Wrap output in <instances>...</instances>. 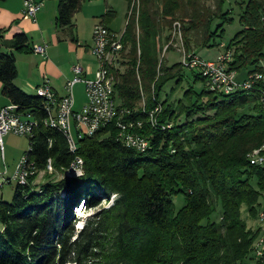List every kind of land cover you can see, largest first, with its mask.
Listing matches in <instances>:
<instances>
[{
    "label": "trees",
    "instance_id": "16d2710c",
    "mask_svg": "<svg viewBox=\"0 0 264 264\" xmlns=\"http://www.w3.org/2000/svg\"><path fill=\"white\" fill-rule=\"evenodd\" d=\"M83 1L58 0V29H74ZM126 1L133 10L113 70L115 99L125 120L142 122L135 132L149 139L145 152L125 146L111 124L79 139L71 153L63 133L44 125V100L15 83L17 54L33 52L29 37L15 34L3 53L0 29L2 95L38 121L25 154L38 172L50 158L58 173L76 156L84 161L79 178L52 180L46 174V182L36 184V174L27 185H17L13 202L0 198V264H246L252 259L257 232L248 228L243 208L256 220L264 203V165L248 159L264 145V81L228 94L213 92L201 71L192 70L188 80L181 63L167 66L159 58L163 34L175 21L183 22L186 36L202 32L200 47L212 48L235 21L234 11L226 8L228 0H207L216 6L211 14L201 11L203 0ZM240 5L242 28L226 46L233 51L229 69L248 71L239 84L263 72L264 61V0ZM184 82L182 97L175 99ZM197 84L204 87L197 90ZM112 195H117L114 205L78 232L74 209L81 203L96 208ZM178 195L186 204L176 212ZM215 202L222 206L219 220H213Z\"/></svg>",
    "mask_w": 264,
    "mask_h": 264
},
{
    "label": "built area",
    "instance_id": "2783aa9c",
    "mask_svg": "<svg viewBox=\"0 0 264 264\" xmlns=\"http://www.w3.org/2000/svg\"><path fill=\"white\" fill-rule=\"evenodd\" d=\"M24 19L36 20L38 13L43 8V2L38 0H22ZM123 51L122 35L112 31L104 24H97L93 30L92 53L99 64L93 78H87L86 69L82 65L73 67L74 77L65 85V94L59 96L50 82L37 88V94L45 102L46 117L43 119L45 126L54 128L63 133L71 153L78 150V140L94 137L100 130L115 124L118 130V139L127 147L139 152H145L150 145L149 139L135 132L142 127L141 121L125 120V112H119L115 99V79L113 70L118 68V60ZM33 53L46 56V45H33ZM197 60L190 63L191 68H196ZM200 70L209 82V89L214 92L231 93L237 87L251 89L252 86L264 80L259 74L249 77L241 84L234 79V72L230 71L226 63L219 59L217 62L201 63ZM77 84L85 86L87 103L81 111L74 108V88ZM261 103L264 109V89L261 91ZM19 106L10 104L0 106V149L4 155V139L9 134L33 137L38 121L29 113L19 111ZM160 109L151 113L150 120L157 115ZM248 159L252 165H264V146L254 149ZM42 174L56 172L52 159L47 160ZM38 169L28 155H24L18 163L13 177L5 178V173L0 172V188L5 184L17 181L20 185H27L30 177L36 175ZM62 175V173L60 174ZM84 175V161L76 156L69 168L64 171L63 178H79ZM260 227L252 246L251 256L254 261L264 263V210L261 208L257 217Z\"/></svg>",
    "mask_w": 264,
    "mask_h": 264
},
{
    "label": "rangeland",
    "instance_id": "374dc122",
    "mask_svg": "<svg viewBox=\"0 0 264 264\" xmlns=\"http://www.w3.org/2000/svg\"><path fill=\"white\" fill-rule=\"evenodd\" d=\"M242 2L243 0H228V4L226 5V8L234 11L233 17L235 18V21L232 24H228L225 26L224 38L219 39L218 45L212 48L200 47V42H202L201 39H203V37L201 36L202 32L193 31L186 36L184 35L183 22L178 21V20L175 21L172 24L171 28L165 31V33L163 34L162 41L160 42V56H159L160 64L163 62L167 66H172L176 63H181L182 67L185 69L184 74L186 76V79L192 76V70H196V72H199L198 70H200V67H202L201 63H204V62L205 63L217 62L219 61V59H222V62L226 63L227 67L229 68V64L233 60V51L226 50V46H227V43L230 42L231 39L235 36V34L238 31H240L242 28L238 21L239 14L241 12L240 4ZM87 3H88V0H84L82 7L84 4L87 5ZM111 3L115 5V9L118 12V16L116 17L114 24H113L114 28L118 31L126 29L125 13L127 9V2L125 0H111ZM202 3L204 4H201V7H200L201 11L205 9L204 12L208 10L207 13H210V14L216 11V6L214 2L203 0ZM0 4H1V0H0ZM95 4H98V7L97 8L93 7V10H91L90 12L99 10L100 9L99 5L100 4L104 5V0H101L100 2H94L91 5H95ZM132 10H133V6H132V9L128 11V14L131 15ZM85 13L86 12H83L82 14L83 17L85 19L86 18L89 19V15ZM136 17L137 19L139 17V8L136 9ZM23 19H24L23 11L20 12L19 17L17 16L13 18L11 13L0 9V29L4 30L2 47H1V51L3 53L9 51L13 36L17 33L23 32V31H19L20 30L19 28H22L25 25ZM128 21H129V18H127L126 26L128 24ZM218 21L219 20H216L214 22V25L219 23ZM124 32L125 30L122 31V33H119L122 35V38H123ZM140 56H141V51L139 49L138 50V59H139L138 66L140 64ZM82 58H84L85 61H91L94 58L95 62H97V59L95 58V56H91V57L83 56ZM77 59L79 58L75 54H73V52H71L68 54L67 57H64V63L66 62L65 64L67 65L68 63L74 62L73 64L78 65L79 63ZM195 60L198 61V63L195 65L196 68H191L190 63H193V61ZM79 65H82V64H79ZM260 65L263 67V72H257V73L251 74L250 76L254 78L255 75L259 74L264 79V61H262ZM98 67H99V64H98ZM230 71L234 72V75L236 77V78L234 77V79L238 81L245 78L248 74L247 70H242L241 72H236L234 70H230ZM186 84L187 83L184 82V85H183L184 88L179 89L176 92V94L174 95L175 99L182 97L183 91L187 87ZM171 86H173V84H169L167 86L165 93L170 92L172 88ZM207 86L208 88H210L208 80H207ZM203 87H204L203 84H197L195 86L197 90H201ZM74 95L76 96V101H77L76 110H79V106L84 101V86L82 84H78L74 88ZM163 98L165 97L163 96ZM144 104H145V97H143V101H142V105ZM252 113H256V112L252 111ZM157 115H154V119L152 118L150 120L152 126L156 124ZM5 143H6V150H5L6 151V162H7L8 170H9L7 177H10L13 174V170L16 167V164H18L21 161L25 153L29 150L30 141H29V137L27 136L23 137V136H17V135L12 134L6 139ZM263 146L264 145H262V147ZM3 169H4V166H3V163L1 160V154H0V171L1 170L3 171ZM37 174H38V177L36 180V184L45 183L47 180L46 174H42L41 172H38ZM60 174L61 173H58V172H55L54 174H52L53 176L52 180H59L63 178L62 175H64V172H62V175ZM17 185H18L17 181H12L11 183L5 184L3 187H1L0 188V198L4 202H7V203L13 202ZM116 198H117V195H112L108 200L103 199L101 205H99L96 208H88L86 206V203H81V205H79L77 208L74 209V213L76 214V217H77L76 230L79 232L84 227V225L86 224L88 220L93 219L95 216L100 214L102 210L112 207L115 203ZM173 201L176 206V212L179 211L186 204L185 197L183 195L175 196L173 198ZM215 204H216V212L213 215V220H219L222 214V206L220 202L218 203L215 202ZM263 210H264V203H263ZM243 218L246 220L248 224V228H250L253 231L258 232V229L261 226L260 221H258V219L256 220L250 219L248 217V213L245 207L243 208ZM257 263L258 262L254 261L253 258L252 259L250 258L246 261V264H257Z\"/></svg>",
    "mask_w": 264,
    "mask_h": 264
},
{
    "label": "crops",
    "instance_id": "0c3cea01",
    "mask_svg": "<svg viewBox=\"0 0 264 264\" xmlns=\"http://www.w3.org/2000/svg\"><path fill=\"white\" fill-rule=\"evenodd\" d=\"M38 1L43 2V8L38 13L36 20L23 19L25 25L22 28H19V31H23L27 34L32 45H46L47 54L46 56H41L33 52L29 54H17L18 77L15 83L27 94L36 95L37 88L48 80L58 95L63 96L65 94V85L74 77L73 67L76 66V64H73L74 62L66 65V62L64 63V57H67L69 53L73 52V54L79 58L77 59L78 63L82 64L86 69L87 78H93L98 70V63L95 62L94 58L91 61H85L82 57L94 56L92 53L94 27L101 23L118 34L122 33L125 29L118 31L113 26L114 21L118 16V12L115 9V5L111 3V0H104V5L100 4V9L93 12L90 11L93 10V7L97 8L98 4H91L94 2H100L101 0H88L87 5H85V3L81 8L80 13L76 14L73 30H60L56 27L58 0ZM0 9L11 13L13 18L17 16L19 17L20 12L23 11V1L2 0ZM128 11L129 5L127 3L125 27L128 18ZM83 12H86L85 14L89 15V19L83 17ZM1 90L2 86L0 83V106L10 105L11 102L2 95ZM74 100V108L76 110L77 101L75 95ZM86 103L87 97L84 86V101L79 106V110L76 111H81ZM10 135L12 134L5 137L4 142H6V139ZM5 150L6 143L4 146V155L0 149L1 160L4 166L3 171L1 170L0 172L5 173V178H11L14 176L18 164H16L13 174L10 177H7L9 170L6 162Z\"/></svg>",
    "mask_w": 264,
    "mask_h": 264
},
{
    "label": "bare ground",
    "instance_id": "6f19581e",
    "mask_svg": "<svg viewBox=\"0 0 264 264\" xmlns=\"http://www.w3.org/2000/svg\"><path fill=\"white\" fill-rule=\"evenodd\" d=\"M188 58V57H187ZM234 77H235V75H234ZM236 78V77H235ZM120 112V111H119ZM170 127V126H169ZM148 150V149H147ZM65 179V178H64Z\"/></svg>",
    "mask_w": 264,
    "mask_h": 264
}]
</instances>
